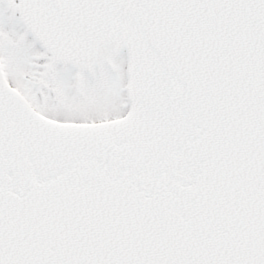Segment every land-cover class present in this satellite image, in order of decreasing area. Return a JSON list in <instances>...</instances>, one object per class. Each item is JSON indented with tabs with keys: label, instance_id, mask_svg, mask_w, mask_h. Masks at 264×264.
<instances>
[{
	"label": "snow or ice",
	"instance_id": "6c2138e0",
	"mask_svg": "<svg viewBox=\"0 0 264 264\" xmlns=\"http://www.w3.org/2000/svg\"><path fill=\"white\" fill-rule=\"evenodd\" d=\"M0 264H264V0H0Z\"/></svg>",
	"mask_w": 264,
	"mask_h": 264
}]
</instances>
